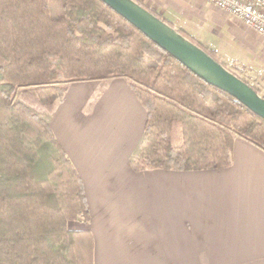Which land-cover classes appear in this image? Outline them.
Segmentation results:
<instances>
[{
	"label": "trees",
	"instance_id": "obj_1",
	"mask_svg": "<svg viewBox=\"0 0 264 264\" xmlns=\"http://www.w3.org/2000/svg\"><path fill=\"white\" fill-rule=\"evenodd\" d=\"M117 78L147 111L136 172L227 168L237 137L264 151V119L101 0H0V264H94L91 231L71 225L90 221L83 180L37 110L52 115L71 83Z\"/></svg>",
	"mask_w": 264,
	"mask_h": 264
},
{
	"label": "crops",
	"instance_id": "obj_2",
	"mask_svg": "<svg viewBox=\"0 0 264 264\" xmlns=\"http://www.w3.org/2000/svg\"><path fill=\"white\" fill-rule=\"evenodd\" d=\"M139 1L264 90L255 31L205 0ZM59 105L49 123L83 180L94 264H264L263 150L237 137L227 168L136 172L147 111L127 80L71 83Z\"/></svg>",
	"mask_w": 264,
	"mask_h": 264
},
{
	"label": "water",
	"instance_id": "obj_3",
	"mask_svg": "<svg viewBox=\"0 0 264 264\" xmlns=\"http://www.w3.org/2000/svg\"><path fill=\"white\" fill-rule=\"evenodd\" d=\"M206 83L228 93L264 119V97L179 31L135 0H101Z\"/></svg>",
	"mask_w": 264,
	"mask_h": 264
},
{
	"label": "built area",
	"instance_id": "obj_4",
	"mask_svg": "<svg viewBox=\"0 0 264 264\" xmlns=\"http://www.w3.org/2000/svg\"><path fill=\"white\" fill-rule=\"evenodd\" d=\"M264 39V0H205ZM245 78L246 68H238Z\"/></svg>",
	"mask_w": 264,
	"mask_h": 264
},
{
	"label": "rangeland",
	"instance_id": "obj_5",
	"mask_svg": "<svg viewBox=\"0 0 264 264\" xmlns=\"http://www.w3.org/2000/svg\"><path fill=\"white\" fill-rule=\"evenodd\" d=\"M244 74H245V76H246L247 79H248L249 77L247 76V72L244 73ZM246 77H245V78H246ZM248 80L251 82V84L257 86L255 80H253L252 78H249ZM257 87H258V86H257ZM258 88H259V87H258ZM259 89H260V88H259ZM99 94L101 95V93H100V89L97 91L96 95H95L94 97H92V98L90 99V101L87 103V106H88V107H89V106H92V105L95 104V102L99 99V97H98ZM260 95L264 97V90H261V89H260ZM59 104L61 105V103H59ZM60 105H59V107H61ZM37 111H39L38 114H39L41 117L46 118L48 121H50V116H49V115L43 113L41 110H37ZM83 130H84V129H83ZM71 225H72V227L75 228V229H80V230H83V229H86V228L88 229L87 224L82 223V222H77V223H75V224H71Z\"/></svg>",
	"mask_w": 264,
	"mask_h": 264
}]
</instances>
